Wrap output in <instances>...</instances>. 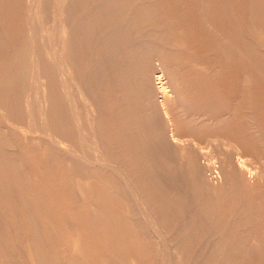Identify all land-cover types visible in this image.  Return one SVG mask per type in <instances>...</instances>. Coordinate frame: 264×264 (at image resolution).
I'll use <instances>...</instances> for the list:
<instances>
[{"label": "bare ground", "instance_id": "1", "mask_svg": "<svg viewBox=\"0 0 264 264\" xmlns=\"http://www.w3.org/2000/svg\"><path fill=\"white\" fill-rule=\"evenodd\" d=\"M202 1L213 63L178 0H0L1 264H264V8Z\"/></svg>", "mask_w": 264, "mask_h": 264}, {"label": "rangeland", "instance_id": "2", "mask_svg": "<svg viewBox=\"0 0 264 264\" xmlns=\"http://www.w3.org/2000/svg\"><path fill=\"white\" fill-rule=\"evenodd\" d=\"M172 1H173V0H172ZM179 1H180V2H179ZM206 1H207V2H206ZM224 1H225V0H223V2H224ZM227 1H229V0H226L225 2H227ZM230 1H231V0H230ZM234 1H235V0H234ZM240 1L244 2L245 4L247 3L246 6H245V4H244V6H243V4H242ZM178 2H179V4H177ZM178 2H176V5H175L174 2H172V3L175 5V8H176V9H175V10L173 9L174 11H172V12L169 13V14H170V15L173 14V15H171L172 17L175 16L174 18H175V22H176V23H179V22H180L179 25H181L180 27L182 28V30H183L184 33H188V32H189L188 34H190V33L193 34V33H194L193 31L195 30V32L200 31V34H201V32H202L203 30H205V29H204L205 26H204L203 24H201V23H202V22H201V21H202V20H201L202 18H201V16L198 17V15H197V18H196V16L193 15L195 11L192 12V10H191L192 8L190 9V7H194V5L197 4L198 0H192V1H191V0H190V1H189V0H185V1H184V0H178ZM199 2H200V0H199ZM202 2H204V3L206 2L205 4H209V3H211V2H213V3H218V2H216V0H205V1L203 0ZM236 2H237V3H236ZM238 2H239V3H238ZM252 2H254V5H253ZM255 2H256V3H255ZM258 2H259L258 0H256V1H255V0H249V4H248L247 0H246V2H245L244 0H236V1H235L237 11H238V8H239V10H241L242 18H243V19L246 18V20H249V19H247V16H246V15H248V14H247V11H246V8H245V7H247L248 5H249V6H250V5H251V6L253 5L254 7H255V6H256V7L259 6L258 8H261V10H262V8H264V7H263V6H264V3H262V2H264V0H263V1L260 0L259 4H258ZM190 3H191V4H190ZM195 3H196V4H195ZM204 3H203V4H204ZM235 3H234V4H235ZM251 3H252V4H251ZM260 3H262V4H260ZM187 4H188V5H187ZM238 4H239L240 6H239ZM186 6H188V8H187ZM238 6H239V7H238ZM173 7H174V6H173ZM182 8H183V9H182ZM243 8H244V9H243ZM189 9H190V10H189ZM233 9H234V8H233ZM229 10H230V9H229ZM235 10H236V9H235ZM242 10H243V11H242ZM237 11H236V12H237ZM261 12H262V11H261ZM188 13H189V14H188ZM191 13H192V14H191ZM232 13H233V11H232ZM232 13L227 14V15H229V19H230V16H231V17L234 16V14H232ZM237 13H238V12H237ZM174 14H175V15H174ZM190 14H191V15H190ZM195 14H197V12H195ZM227 15L224 16V17H223V15H222V16H219V17H221V18H223V19L225 18L224 20L221 19V18H219V17H218V18H215V19H219V20L225 22V21L228 20ZM244 15H245V17H244ZM255 16H256V14H255ZM191 17H192V18H191ZM174 18H173V19H174ZM200 18H201V19H200ZM248 18H249V16H248ZM263 18H264V17H262L261 19L258 18V21H259V22L261 21L260 23H262V24H264V19H263ZM192 19H194V20H192ZM226 19H227V20H226ZM262 19H263V20H262ZM177 20H178V21H177ZM198 20H199V21H198ZM219 20H217V21L220 22ZM194 22H195V23H194ZM188 23H189V24H188ZM220 23H222V22H220ZM185 24H186V25H185ZM177 25H178V24H177ZM177 25L175 26L176 28H177ZM179 25H178V27H179ZM196 25H197V26H196ZM201 25L204 26V27H202ZM192 26H193V27H192ZM200 26L202 27V29H199ZM197 27H198V28H197ZM201 27H200V28H201ZM192 29H193V30H192ZM196 30H197V31H196ZM201 30H202V31H201ZM183 32H182V33H183ZM204 32H205V31H203V33H204ZM203 33L201 34V36H199V35L196 36L195 39L191 37L192 40H191V38H190V36H191L192 34H190V36H189V35L187 36V37H189V39H187V41H191V44H190L191 46H190V45H189V46L192 47V50H194L193 52H194L196 55H197V53H201L200 55H203V54H205L207 51H210V53H209V57H208L207 60L209 61V59H210L209 62H212V63H213V61L215 62V60H216V58H217V56H216V54H215V50H216L215 48H216V46H214V45H215L214 42H217V41L214 40V39L212 40V37L210 36V39L212 40V41H211L208 37L206 38L205 33H204V35H203ZM195 34H196V33H195ZM192 36H193V35H192ZM203 36L205 37L206 40H208V42H207L206 40H205V41L203 40V39H204ZM199 38H201L202 40L199 39ZM213 38H214V37H213ZM196 40H197L198 43L196 42ZM199 40H200V41H199ZM201 41H203L204 44H203V42H201ZM210 41H211V42H210ZM205 42H206V43H205ZM199 43H200V44L202 43V44L200 45ZM210 43H211V45H210ZM198 44H199V45H198ZM208 44H209V47H210V48H211V47H214V48H213V49H210V48L208 47ZM213 44H214V45H213ZM202 45H203V47H202ZM212 45H213V46H212ZM193 46H194V47H193ZM204 46H205L206 48H204ZM193 48H194V49H193ZM207 48H208V49H207ZM244 48H245V47H244ZM244 48H243V55H244L243 58H245V54H246V55L251 54V51L253 50V49H250L249 47H246L245 49H244ZM248 48H249L250 50H248ZM261 48L263 49L264 47H261ZM261 48H260V49H261ZM246 49H247V51H249L248 53L244 52ZM262 49L260 50V53H263V52H262ZM205 50H207V51H205ZM213 50H214V51H213ZM195 51H196V52H195ZM212 51H213V53H214V54L212 55L213 57L211 56V52H212ZM257 51L259 52V50H257ZM191 52H192V51H191ZM191 52H190V53H191ZM193 52H192V53H193ZM202 52H203V54H202ZM258 52H256V53H258ZM194 53H193V54H194ZM241 55H242V54H241ZM210 56H211V57H210ZM215 56H216V57H215ZM243 58H242V60H244ZM214 59H215V60H214ZM227 63H228V65H227ZM219 64H223V65H219L221 69L223 68L222 70H220L221 72H220V71L217 72V73H214V72H213V75H212V71H211V72H210V71H209V72H206V73H208V75L210 74V75H209L210 77H208V78H212V77H213L212 79H214V77H215V79L220 80V79H222V77H223V78H226V77L228 78V77H229V80H230V82H231V78H232L231 75H232V67H233V66L230 64L229 61H225V62H223V63L221 62V63H219ZM225 64H226L227 66H225ZM216 65H217V64H216ZM223 66H224L225 68H224ZM242 66H243V65L241 64L240 67H239V71H241V73H240L241 76H243V74H244L243 71L247 69V71H250L249 73H253L252 75L254 76V78H253V82H252V83L257 84V82L261 83V82L264 81V79L261 78L262 76L260 77V76L258 75V74L261 75V73H260V69H261V67H256L255 65H253V66H249V68L246 67V69L243 70ZM226 67H227V68L229 67L230 69H227ZM253 67H254V68H253ZM255 67H256V68H255ZM240 68H242V69H240ZM252 68H253V70H252ZM263 68H264V66H263ZM254 69H255V70H254ZM257 69H259L258 72L256 71ZM223 70H226L227 72H226V71H223ZM230 70H231V71H230ZM222 71H223V72H222ZM247 71H246V74L248 73ZM251 71H253V72H251ZM206 73H204V75H205ZM218 73H219L220 75H219ZM242 73H243V74H242ZM254 73H255V75H254ZM225 74H226V75H225ZM206 75H207V74H206ZM214 75H216V76H214ZM217 75H218V76H217ZM221 75H222V76H221ZM228 75H229V76H228ZM217 77H219V78H217ZM259 77H260V78H259ZM227 78H226L224 81H225L226 85H229L228 83H230V82L228 81ZM242 78H243V77H242ZM255 78H256V80H255ZM257 79H259V80L257 81ZM260 79H261V80L263 79V80L260 81ZM222 80H223V79H222ZM222 80H221V83L224 84L223 86L225 87L226 85H225V83H224ZM254 80H255L256 82H254ZM226 81H227V82H226ZM251 81H252V80H251ZM223 92H224V91L221 92L222 94H224V95L222 96V98H224V96H227V95H225L226 92H224V93H223ZM195 96H196V95H194V97H195ZM242 103H243V100H242ZM241 119H242V118H240V119L238 120V121H239V122H237L238 124L236 123V121H237V120H236V121H235V124H237V126L247 127V126H245L246 124H244V121H242V120H244V119H242V120H241ZM231 121H232V122H231ZM240 122H241V123H240ZM231 123H232V124H231ZM233 125H234L233 120H230V122H229V121L225 122V125H224V126H227V127H228V126H233ZM204 145H205V147L209 146V145L206 144V143H205ZM211 147H212V148H211ZM209 148H210V149H208V150H207V148H205V150H206V151H210V152L213 153V150H214L213 146L210 145ZM211 149H212V151H211ZM212 161H213V160H212ZM1 235H3V234L1 233ZM3 248H4V247H0V251H2ZM4 249H5V248H4ZM0 264H1V261H0Z\"/></svg>", "mask_w": 264, "mask_h": 264}]
</instances>
